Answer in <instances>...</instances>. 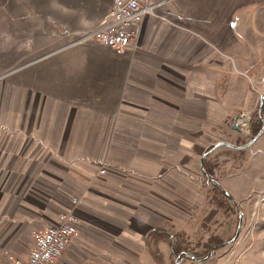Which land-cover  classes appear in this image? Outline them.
<instances>
[{
    "label": "crops",
    "instance_id": "crops-1",
    "mask_svg": "<svg viewBox=\"0 0 264 264\" xmlns=\"http://www.w3.org/2000/svg\"><path fill=\"white\" fill-rule=\"evenodd\" d=\"M158 1L123 54L57 36L31 59L21 49L24 63L2 76L3 264L27 259L73 198L79 234L53 264H154L152 238L180 220L173 185L238 142L241 113L264 124V0Z\"/></svg>",
    "mask_w": 264,
    "mask_h": 264
},
{
    "label": "rangeland",
    "instance_id": "rangeland-1",
    "mask_svg": "<svg viewBox=\"0 0 264 264\" xmlns=\"http://www.w3.org/2000/svg\"><path fill=\"white\" fill-rule=\"evenodd\" d=\"M113 1L0 0V81L24 63L21 49L31 59L57 49V36L60 45L84 42L98 23L95 18L111 11ZM67 32L74 36L63 38ZM241 116L251 120L248 129L238 123L240 139L233 145L242 147L253 141L260 120L254 113H241L236 124ZM251 145L211 154L202 169L195 164L193 174L186 175V186L173 185V214L182 221L167 227L172 243L152 238L148 254L154 264H264V147Z\"/></svg>",
    "mask_w": 264,
    "mask_h": 264
},
{
    "label": "built area",
    "instance_id": "built-area-1",
    "mask_svg": "<svg viewBox=\"0 0 264 264\" xmlns=\"http://www.w3.org/2000/svg\"><path fill=\"white\" fill-rule=\"evenodd\" d=\"M112 10L96 29L88 32L84 41H93L109 47L116 54H123L135 39L134 27L141 25L149 17H157L159 8L165 1L158 0H114ZM250 126L248 116H241L237 124ZM104 173V171H102ZM74 208L66 212L57 225L36 233L34 248L25 260H12L10 264H53L59 261L79 234L81 218L76 212L79 203L73 198Z\"/></svg>",
    "mask_w": 264,
    "mask_h": 264
},
{
    "label": "water",
    "instance_id": "water-1",
    "mask_svg": "<svg viewBox=\"0 0 264 264\" xmlns=\"http://www.w3.org/2000/svg\"><path fill=\"white\" fill-rule=\"evenodd\" d=\"M262 103L264 104V94H263V97H262ZM263 104L261 105V108L263 107ZM237 127H238V126H237ZM263 131H264V128H263L262 131L259 133V135H257V136L253 139V141H252L250 144H248V145H245V146H242V147H241V146H236V145H233V144H230V143H227V142H220V143L217 144V147L225 146V147H230V148H233V149H243V148H247V147H249L251 144H253L255 141H257V140L259 139V137L261 136V134L263 133ZM206 156H207V155H205L204 159L206 158ZM204 159H203V161H204ZM214 183L218 184L217 182H214ZM241 224H242V222L240 223V227H239V229H238L237 236L239 235V232H240V230H241Z\"/></svg>",
    "mask_w": 264,
    "mask_h": 264
},
{
    "label": "trees",
    "instance_id": "trees-1",
    "mask_svg": "<svg viewBox=\"0 0 264 264\" xmlns=\"http://www.w3.org/2000/svg\"><path fill=\"white\" fill-rule=\"evenodd\" d=\"M259 128H258V131L254 134V137H256L257 135H259V133L262 131V129L264 128V125L263 123L260 121L259 122ZM219 187V186H218ZM158 232V231H157ZM161 235H159L158 237H160L161 239H165V240H168L172 243L173 241V235L171 233H168V232H163V231H160L159 232Z\"/></svg>",
    "mask_w": 264,
    "mask_h": 264
},
{
    "label": "bare ground",
    "instance_id": "bare-ground-1",
    "mask_svg": "<svg viewBox=\"0 0 264 264\" xmlns=\"http://www.w3.org/2000/svg\"><path fill=\"white\" fill-rule=\"evenodd\" d=\"M236 126H238V124H236Z\"/></svg>",
    "mask_w": 264,
    "mask_h": 264
}]
</instances>
